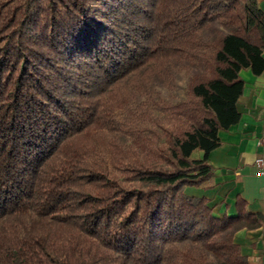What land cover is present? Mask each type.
<instances>
[{
  "label": "trees",
  "instance_id": "obj_1",
  "mask_svg": "<svg viewBox=\"0 0 264 264\" xmlns=\"http://www.w3.org/2000/svg\"><path fill=\"white\" fill-rule=\"evenodd\" d=\"M263 52L256 0H0V264H248L240 198L216 218L183 188Z\"/></svg>",
  "mask_w": 264,
  "mask_h": 264
},
{
  "label": "crops",
  "instance_id": "obj_2",
  "mask_svg": "<svg viewBox=\"0 0 264 264\" xmlns=\"http://www.w3.org/2000/svg\"><path fill=\"white\" fill-rule=\"evenodd\" d=\"M256 3L264 12V0ZM239 76L243 81L236 103L239 119L217 133L218 146L207 157L211 177L199 186H185L183 194L206 200L216 218H235L236 199L240 198L245 211L256 217L259 226L238 230L233 241L248 264H264V176L256 163L264 156V69L259 75L241 70ZM202 155L194 151L191 158L199 160Z\"/></svg>",
  "mask_w": 264,
  "mask_h": 264
},
{
  "label": "rangeland",
  "instance_id": "obj_3",
  "mask_svg": "<svg viewBox=\"0 0 264 264\" xmlns=\"http://www.w3.org/2000/svg\"><path fill=\"white\" fill-rule=\"evenodd\" d=\"M187 74L181 70H173L171 77V84L168 86H156L155 91L160 97L169 102H177L181 100L185 93V86L187 81ZM143 101V98L135 100V105Z\"/></svg>",
  "mask_w": 264,
  "mask_h": 264
},
{
  "label": "built area",
  "instance_id": "obj_4",
  "mask_svg": "<svg viewBox=\"0 0 264 264\" xmlns=\"http://www.w3.org/2000/svg\"><path fill=\"white\" fill-rule=\"evenodd\" d=\"M263 147H264V143H263ZM256 163H257V165H259L261 167L260 174L264 176V156H263V158L257 159Z\"/></svg>",
  "mask_w": 264,
  "mask_h": 264
}]
</instances>
